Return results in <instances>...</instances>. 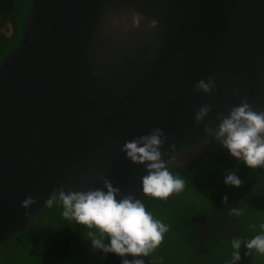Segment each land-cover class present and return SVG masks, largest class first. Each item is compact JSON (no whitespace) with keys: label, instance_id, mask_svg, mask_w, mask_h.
<instances>
[{"label":"water","instance_id":"1","mask_svg":"<svg viewBox=\"0 0 264 264\" xmlns=\"http://www.w3.org/2000/svg\"><path fill=\"white\" fill-rule=\"evenodd\" d=\"M242 101L264 111V0H31L0 61V243L61 191L107 179L140 199L145 165L120 149L155 128L168 166L234 159L205 128Z\"/></svg>","mask_w":264,"mask_h":264},{"label":"trees","instance_id":"2","mask_svg":"<svg viewBox=\"0 0 264 264\" xmlns=\"http://www.w3.org/2000/svg\"><path fill=\"white\" fill-rule=\"evenodd\" d=\"M30 2L0 0V61L17 46ZM168 167L184 180V189L167 199L140 196L146 210L169 226L161 244L144 257L146 264H232V240L264 230V166L252 169L242 160L214 157ZM229 170L242 180L239 188L223 183ZM62 211L57 194L24 229L0 243V264H104V254L86 240L90 230ZM247 251L242 245L238 264H264V255L253 250L246 256Z\"/></svg>","mask_w":264,"mask_h":264},{"label":"clouds","instance_id":"3","mask_svg":"<svg viewBox=\"0 0 264 264\" xmlns=\"http://www.w3.org/2000/svg\"><path fill=\"white\" fill-rule=\"evenodd\" d=\"M215 86L214 78L209 77L207 81L199 80L194 87L197 92L210 94ZM210 111V106L199 108L195 122L201 123ZM217 119L220 121L218 126L215 129L206 127L205 132L218 141L231 157L242 160L248 168L264 166V111L257 112L247 101H242L226 116L218 114ZM165 142L164 132L155 128L148 135L126 141L120 149L132 163L145 165L147 174L141 178V189L146 195L158 199H167L185 186L184 180L169 171L163 158L166 153H162L161 148ZM175 150V145H171L167 154L169 161L176 159ZM223 183L239 188L242 180L236 171L229 170L223 177ZM103 185V188L88 191H61L62 216L90 230L86 240L90 241L92 249L105 255L112 253L119 256L121 264H144L143 259L136 257L152 253L163 241L169 226L154 218L134 195H123L107 179L103 180ZM223 201L227 203L228 197L224 196ZM34 203L35 199L28 196L21 201V207L27 214V209ZM232 211L233 214H240L237 209ZM242 245L248 250L246 256L251 255L253 250L264 255V230L248 240H232V264L241 260ZM128 256L133 259H127Z\"/></svg>","mask_w":264,"mask_h":264},{"label":"flooded vegetation","instance_id":"4","mask_svg":"<svg viewBox=\"0 0 264 264\" xmlns=\"http://www.w3.org/2000/svg\"><path fill=\"white\" fill-rule=\"evenodd\" d=\"M209 227H211V225H210V224H208L207 228H209ZM63 251H64V249H63ZM52 264H53V263H52Z\"/></svg>","mask_w":264,"mask_h":264}]
</instances>
